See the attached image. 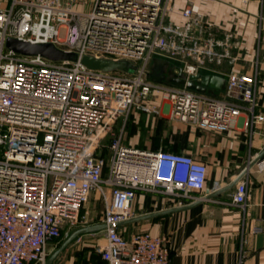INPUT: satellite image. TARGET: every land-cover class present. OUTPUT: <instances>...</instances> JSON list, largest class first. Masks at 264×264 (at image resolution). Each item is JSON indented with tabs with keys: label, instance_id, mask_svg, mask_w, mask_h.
Listing matches in <instances>:
<instances>
[{
	"label": "built area",
	"instance_id": "1",
	"mask_svg": "<svg viewBox=\"0 0 264 264\" xmlns=\"http://www.w3.org/2000/svg\"><path fill=\"white\" fill-rule=\"evenodd\" d=\"M177 2L179 20L168 22ZM197 20L191 0H0V264H46L59 239L95 223L105 224L98 252L107 264H170L167 236L127 237L121 225L134 217L138 190L193 198L208 166L186 153L125 144L131 112L160 114L161 105L149 102L157 94L190 125L229 127L243 113L252 132L264 123L256 111L258 62L250 72L234 66L221 96L187 86L208 58L223 56L221 41L191 32ZM9 37L53 43L78 59L20 54L6 46ZM86 55L129 60L136 71L93 69ZM157 56L178 62L186 84L150 80ZM108 136L109 164L100 154ZM254 165L264 170V154ZM94 192L105 203L101 220L90 217ZM248 197V182L239 180L232 203L245 208Z\"/></svg>",
	"mask_w": 264,
	"mask_h": 264
},
{
	"label": "crops",
	"instance_id": "2",
	"mask_svg": "<svg viewBox=\"0 0 264 264\" xmlns=\"http://www.w3.org/2000/svg\"><path fill=\"white\" fill-rule=\"evenodd\" d=\"M191 4L198 18L191 32L223 43L217 47L223 56L208 58L201 72L226 78L234 66L250 72L258 62L256 111L264 112V0H191ZM153 62L157 64L155 59ZM209 88L206 93L218 96L225 90ZM149 102L162 107L160 114L145 112L157 115L153 118V146L131 142L133 130L128 120L123 142L127 134L128 145L189 154L207 164L208 176L204 189L195 191L193 198L138 190L134 217L121 225L125 235L149 231L167 236L170 264H264V170L248 167L250 159L264 152V123L255 125L252 132L243 125L247 117L243 113L229 127H198L174 119L167 98L154 94ZM122 126L119 121L116 131ZM246 168L240 180L248 182L249 197L242 208L232 203L237 183L231 184ZM254 226L260 230L254 232Z\"/></svg>",
	"mask_w": 264,
	"mask_h": 264
},
{
	"label": "rangeland",
	"instance_id": "3",
	"mask_svg": "<svg viewBox=\"0 0 264 264\" xmlns=\"http://www.w3.org/2000/svg\"><path fill=\"white\" fill-rule=\"evenodd\" d=\"M180 6H181L180 2H177L175 4L174 6L175 12L169 14V18L167 20L168 22L171 23L178 22V18H179L178 13L179 10L181 9ZM75 9L86 10L89 8H85L82 5H75ZM60 36L65 37V29H61ZM155 65L156 63L152 61L150 62L147 68L150 80L152 81H157L156 75H158V72L154 71ZM179 67H180L179 63L174 60H170L169 62H167V64H165L164 66V75H166L165 81L170 76H175L176 74H178ZM169 82H170L169 80L166 81V83ZM219 95L221 96L222 94L220 93ZM156 116L157 115L154 114H146L144 111H140V113L136 112V114L130 115L128 119V123H130V129L133 130L131 131V134L129 136L132 138L131 142H135L139 145L146 144L148 146H153L152 127H153V118H155ZM144 138H145V142H144ZM126 140H127V134L124 139V143H126ZM109 143H110V136L105 138V140L103 141L104 144L103 149H101L100 151L101 155H104V153H106L107 164H109L111 160L110 159L111 155L109 153V148H108ZM1 156L2 155H0V157ZM88 209L90 211V217L92 220H101L103 218L105 211V203L102 196L99 193L97 192H94V194L92 193L88 202ZM74 230L75 229H73L72 231ZM68 236L65 235V237L61 240L62 241L61 243L56 242L52 246L50 256L57 249L60 248V246L67 239ZM104 243H105V237L102 230L95 233L80 235L68 246H66V248H64L62 252H60V254L57 256L54 262L58 264H93L98 258V250L100 245Z\"/></svg>",
	"mask_w": 264,
	"mask_h": 264
},
{
	"label": "water",
	"instance_id": "4",
	"mask_svg": "<svg viewBox=\"0 0 264 264\" xmlns=\"http://www.w3.org/2000/svg\"><path fill=\"white\" fill-rule=\"evenodd\" d=\"M6 46L9 49L14 50L20 54L26 55H34L41 54L50 58L52 60H77L78 55L74 52H68L58 48L53 43H31L29 41L19 40L17 38L9 37L6 42ZM155 61L157 62L154 67V71L158 72L157 79L159 81L165 80V75L163 71V65L169 62L168 59H163L160 57H156ZM83 62L88 67L93 69H99L104 71H112V70H122L129 73H134L136 71V66L129 60H111V59H98L93 56L86 55L83 57ZM170 82L175 85H185L186 81L182 78V71L179 69V73L175 75ZM225 83V78L220 75H211L199 72L195 75L191 76V80L187 82V86L193 90L198 92H205L207 88H214L217 90H222L223 85ZM264 154V152L260 153L250 164L249 168H251L257 160ZM247 172L246 170L235 180L231 186L238 183L240 178ZM132 220V219H130ZM129 220V221H130ZM128 222V221H127ZM126 223V222H124ZM105 228V224L103 223H95L92 225H88L85 227H80L71 232V234L67 237V239L63 242L59 249H57L47 260L46 264H53L54 260L57 256L68 246L71 242H73L76 238L83 234L95 233L101 231Z\"/></svg>",
	"mask_w": 264,
	"mask_h": 264
},
{
	"label": "trees",
	"instance_id": "5",
	"mask_svg": "<svg viewBox=\"0 0 264 264\" xmlns=\"http://www.w3.org/2000/svg\"><path fill=\"white\" fill-rule=\"evenodd\" d=\"M166 81H168V80H166ZM170 81V80H169ZM171 83V82H170ZM104 156H106V153H104ZM125 233V232H124ZM65 236H63L61 239H59L57 242L58 243H61L62 241V239L64 238ZM93 264H107V262L106 261H104L103 259H102V257H101V255H100V253L98 252V258H97V260L93 263Z\"/></svg>",
	"mask_w": 264,
	"mask_h": 264
},
{
	"label": "flooded vegetation",
	"instance_id": "6",
	"mask_svg": "<svg viewBox=\"0 0 264 264\" xmlns=\"http://www.w3.org/2000/svg\"><path fill=\"white\" fill-rule=\"evenodd\" d=\"M166 76V75H165ZM173 77H175V76H170L167 80H170V79H172Z\"/></svg>",
	"mask_w": 264,
	"mask_h": 264
}]
</instances>
